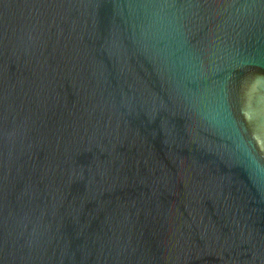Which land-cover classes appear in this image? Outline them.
I'll return each mask as SVG.
<instances>
[{
	"label": "water",
	"instance_id": "obj_1",
	"mask_svg": "<svg viewBox=\"0 0 264 264\" xmlns=\"http://www.w3.org/2000/svg\"><path fill=\"white\" fill-rule=\"evenodd\" d=\"M0 264H264V0H0Z\"/></svg>",
	"mask_w": 264,
	"mask_h": 264
}]
</instances>
